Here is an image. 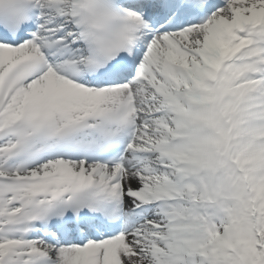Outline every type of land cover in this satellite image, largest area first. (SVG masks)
I'll use <instances>...</instances> for the list:
<instances>
[{"label":"snow or ice","instance_id":"obj_1","mask_svg":"<svg viewBox=\"0 0 264 264\" xmlns=\"http://www.w3.org/2000/svg\"><path fill=\"white\" fill-rule=\"evenodd\" d=\"M0 264H264V0H0Z\"/></svg>","mask_w":264,"mask_h":264}]
</instances>
